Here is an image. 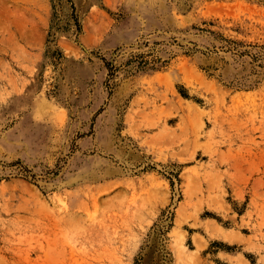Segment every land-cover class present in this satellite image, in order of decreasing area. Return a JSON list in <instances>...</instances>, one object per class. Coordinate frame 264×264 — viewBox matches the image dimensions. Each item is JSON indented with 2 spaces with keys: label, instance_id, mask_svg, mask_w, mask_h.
I'll use <instances>...</instances> for the list:
<instances>
[{
  "label": "rangeland",
  "instance_id": "obj_1",
  "mask_svg": "<svg viewBox=\"0 0 264 264\" xmlns=\"http://www.w3.org/2000/svg\"><path fill=\"white\" fill-rule=\"evenodd\" d=\"M0 264H264V0H0Z\"/></svg>",
  "mask_w": 264,
  "mask_h": 264
},
{
  "label": "bare ground",
  "instance_id": "obj_2",
  "mask_svg": "<svg viewBox=\"0 0 264 264\" xmlns=\"http://www.w3.org/2000/svg\"><path fill=\"white\" fill-rule=\"evenodd\" d=\"M221 230H222V229H221ZM221 230H220V229L217 230V235H218L219 237H222V238H224V239H228V240H232L229 236H227L226 234H224Z\"/></svg>",
  "mask_w": 264,
  "mask_h": 264
}]
</instances>
